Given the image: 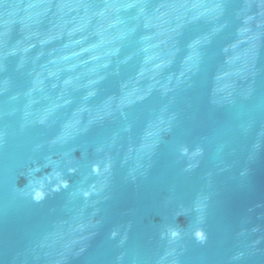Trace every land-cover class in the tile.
I'll use <instances>...</instances> for the list:
<instances>
[{"label":"water","instance_id":"95a60500","mask_svg":"<svg viewBox=\"0 0 264 264\" xmlns=\"http://www.w3.org/2000/svg\"><path fill=\"white\" fill-rule=\"evenodd\" d=\"M0 264H264V0H0Z\"/></svg>","mask_w":264,"mask_h":264},{"label":"clouds","instance_id":"9594fccd","mask_svg":"<svg viewBox=\"0 0 264 264\" xmlns=\"http://www.w3.org/2000/svg\"><path fill=\"white\" fill-rule=\"evenodd\" d=\"M11 7V6H9ZM191 7L195 8L197 7L196 5H192ZM215 7V6H213ZM192 60V57H188L186 59V67L185 71L190 72L193 71L195 68V65L193 63H189V61ZM106 63V62H105ZM159 66V65H158ZM183 74V73H182ZM229 75L228 73L221 72L218 73L215 77L216 81V86H215V91L222 92L228 85L223 83V78L225 76ZM102 78V77H97V79ZM70 83V80H66L65 84ZM95 83V80H89L88 84ZM93 91L90 90L87 95H93ZM132 93H127L125 98H123L120 102V104L124 103H131L132 101ZM139 98V97H137ZM63 103H68V100H64ZM120 106V105H118ZM86 109L81 107L74 111L73 115L71 118H69L65 123L61 126L60 131L52 137V139L49 141L50 144H57V143H62L64 140L67 138L71 137L72 135H75L77 132L80 131H85L87 129L88 124H90L94 119L98 118L97 115L90 114L88 121H86L83 125H81L80 121V113L85 111ZM107 114V112L105 113ZM47 118V112L39 117V122L43 123L44 120ZM165 123L163 117L157 118V120L151 122L150 128L151 130L146 132L145 137H144V142L142 143L141 147L142 148H150L154 145L155 141L152 139V137L157 134L161 130V125ZM49 165H52V170L50 173L45 174L44 176L41 177H34L32 180H30V194L32 195L33 199H42L45 195V187L47 184H51L53 190H59L60 187H66L67 186V180L62 178L61 172L58 170V161L53 160L52 157H48L43 165H36L33 169L30 170V172H37L40 170V167H48ZM74 169H69V171H73ZM93 171L94 172H99V169L94 165L93 166ZM55 181V183H52ZM86 196L88 195L87 192L84 193ZM172 237H176L178 233L172 232L171 233ZM202 238V237H201Z\"/></svg>","mask_w":264,"mask_h":264}]
</instances>
